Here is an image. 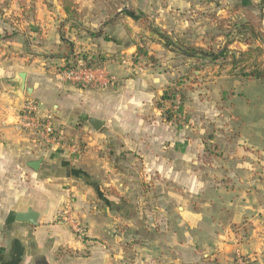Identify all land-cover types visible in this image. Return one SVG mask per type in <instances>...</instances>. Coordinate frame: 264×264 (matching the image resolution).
Listing matches in <instances>:
<instances>
[{"label": "crops", "instance_id": "0c3cea01", "mask_svg": "<svg viewBox=\"0 0 264 264\" xmlns=\"http://www.w3.org/2000/svg\"><path fill=\"white\" fill-rule=\"evenodd\" d=\"M34 3L16 22L7 16L11 8L0 12V264H264L263 137L260 126L243 127L234 96H222L221 113L199 101L187 123L167 119L161 94L170 71L160 69L174 75L178 62L159 45L157 66L129 61L138 40L134 2H109L111 40L87 37L93 50L116 55L103 66L113 82L91 89L62 81L63 56L84 49L83 31L77 37L67 26L66 35L55 32L56 15ZM157 11L155 21L168 35L190 29L191 19ZM106 16L96 14L98 22ZM96 18L83 23L95 25ZM19 72L32 89L29 98L54 114L56 142L42 145L15 129L26 100L16 93ZM216 112L222 117L207 118ZM85 116L103 125L97 130ZM39 158L40 168H30ZM146 183L156 207L144 205ZM68 203L81 236L63 219ZM29 208L38 213L36 225L17 220Z\"/></svg>", "mask_w": 264, "mask_h": 264}, {"label": "rangeland", "instance_id": "374dc122", "mask_svg": "<svg viewBox=\"0 0 264 264\" xmlns=\"http://www.w3.org/2000/svg\"><path fill=\"white\" fill-rule=\"evenodd\" d=\"M69 1L74 2L75 6L73 5L72 9L76 10L79 15L78 18L72 16L69 17L65 13L62 6L63 0H0V10L4 12L5 8H11L13 11L12 13L7 12V16L10 14V18L16 22V19L21 18L26 10H29L30 13L32 12V8L29 7V5H34V2H41L46 6L45 11L50 12L49 10H52L53 14L57 17L54 28V30L56 29L57 31L55 32H60L61 35H66L68 31H66L67 28L65 26H67L70 28L71 35L74 34L77 37L80 36V31H83V36L80 37L82 39L80 40L81 48H84L82 51L89 52L88 54H93V52L96 51L93 50L94 46H91L90 43L87 44L89 42L87 37L90 39H96L92 37L89 32H96L98 29L104 27V22L109 20V15H112L109 14L111 11L109 2H134V4H130L129 8L130 11H136V14L139 15L136 19V21H139L136 34L138 40L136 42L134 53L129 56L128 59L130 62L133 61L134 63L142 65L152 63L156 64V66L159 62V58L156 56V52L158 51L156 47H158V45L164 47V45L160 43V35L167 34V29H162L159 25L160 23L158 24L155 21L153 14L156 12V8L158 7L159 9L156 14L160 17L161 13L165 12L166 14L169 13L175 21H182L181 19L186 20V18L191 19L192 24L189 25V27L188 25L186 27L190 29H185L187 31H184L182 36L175 35L182 31L172 29H170L172 34L167 35L179 48L194 46L197 48V52H206L207 56L189 58L171 50H169L168 54H164V57H168L169 59L173 58L178 62L175 66L174 75L173 71L170 69H160V72L164 71L166 73L170 71L169 74L171 80L163 89L161 96H163L165 92L167 93L168 99L165 100V103L168 106L167 110L169 112H175L173 113L172 120L179 123H187L188 121L186 122V120L192 119L195 112V110L193 111V102L198 103L199 101L203 103L209 102L212 109L221 113L224 107L221 108L218 105L223 104L222 96H227L228 94L231 97L234 96L236 109L242 114L241 121H243V127H245L246 131L253 126H260V133L263 137L262 144L264 145V78L257 79L253 77H245L239 71L240 68L236 69V71L231 74L229 63L231 55L234 57L238 56L237 50H246L249 45L257 46L259 44L264 48V43L254 40L249 29H240V25L243 23L255 24L258 26V28L255 29L259 31L264 38V0H252L246 5H242L238 0H194L196 1L195 6L189 5V7L179 8L169 6L170 2H180V0ZM208 1L213 3L206 4ZM224 2L228 3H225L224 5ZM140 3L144 5L140 7ZM58 4L61 6V9H58ZM145 4H147L148 7L150 6L146 16H144L146 13L144 9ZM152 5L156 6L155 9H152ZM58 10L64 11L68 20L71 21L70 24H65V22L60 20V13ZM91 10L94 11V15ZM261 10L263 14L260 18L258 14ZM100 11L106 12L108 16H106L104 21L98 22L96 14L99 15ZM87 17L96 18L95 25H93V22L90 23V20L87 21L88 23H86V21L83 23V19ZM139 19H141V21ZM190 23L191 22H189V24ZM92 28L96 29L92 31ZM88 45L91 47H88ZM137 45L146 48L148 52H152L151 55H153L157 61L154 62V60L150 59L148 56H138L136 54ZM151 47L154 49H151ZM75 50L77 52L76 54L80 52V48H76ZM98 51L99 50H97V52ZM126 58L127 57L125 56L120 58V62L122 63V60L124 61ZM261 58L264 59V55H262ZM113 59H116L115 54H112V57L107 61ZM58 62L62 61L59 60ZM260 66L263 67L264 64L261 63ZM172 77L174 78L173 80ZM217 112L214 116L207 118L222 117V115ZM197 113L204 114L205 112H199L198 110ZM223 115L224 120H226L228 115ZM201 118L202 120H205L204 117ZM262 156H264V151L262 152ZM123 159L125 160L129 158ZM136 167L140 170L139 166ZM146 184L149 186V199L144 201V205L148 207H156L159 203L154 198L156 196L154 188H151L152 186L150 183ZM138 205H140V203ZM66 206L71 207L74 214L71 203H68ZM75 216L78 222L81 223L77 215ZM149 217L151 220L155 221L158 216L156 214H149ZM68 225L72 228L70 223H68Z\"/></svg>", "mask_w": 264, "mask_h": 264}, {"label": "trees", "instance_id": "16d2710c", "mask_svg": "<svg viewBox=\"0 0 264 264\" xmlns=\"http://www.w3.org/2000/svg\"><path fill=\"white\" fill-rule=\"evenodd\" d=\"M75 6L74 2H71L69 0H63L62 6L65 11V13L70 17L78 18V14L76 10L72 9V6ZM237 7V6H236ZM1 12V10H0ZM262 10L258 14L260 18L262 17ZM115 19H109L106 22L103 23L102 28L98 29L96 32H89V34L94 37H101L104 36L106 40H111L110 36L107 33L106 27L113 25ZM249 29L250 33L253 36V39L264 43V38L262 37V34L257 31L255 28H258L255 24H245L243 23L240 25V29ZM154 31V30H153ZM160 43L164 45V48L167 50L175 51L179 54L184 55L185 57H206V52L199 53L197 52V48L194 46H186L185 48H179L176 46L175 42H173L170 37L167 34L160 35ZM250 46V45H249ZM246 50H237L238 56L234 57L231 55L229 63H230V73L233 74L236 69L240 68V72L245 77H253L257 79L264 78V66L261 67L260 64H264V59H262V55H264V48L259 44L257 46H250ZM84 50V49H83ZM89 52L86 51H80L78 54L74 53V50H70L67 54H65V65L61 67V70L69 69L71 67L76 66L79 62H85L88 66L93 67H103L104 63L112 57L111 55H107L102 53L101 51L93 52V54H88ZM138 56H148L150 59L154 60L156 62V58L151 55L146 48H143L140 45H137V53ZM242 65V66H240ZM167 93L165 92L163 96H161V100L165 101L167 100ZM160 105V103H158ZM166 118L169 120L173 119V112H169L166 110L165 112Z\"/></svg>", "mask_w": 264, "mask_h": 264}, {"label": "built area", "instance_id": "2783aa9c", "mask_svg": "<svg viewBox=\"0 0 264 264\" xmlns=\"http://www.w3.org/2000/svg\"><path fill=\"white\" fill-rule=\"evenodd\" d=\"M60 79L81 88L98 89L110 85L114 77L105 73L103 67L88 66L79 62L76 66L60 71ZM15 129L31 134L38 143L45 145L58 139V129L52 112H41L38 103L31 98L26 99L21 107ZM65 221L72 225L78 236L83 231L82 225L73 214L71 207L66 206L62 211Z\"/></svg>", "mask_w": 264, "mask_h": 264}, {"label": "water", "instance_id": "95a60500", "mask_svg": "<svg viewBox=\"0 0 264 264\" xmlns=\"http://www.w3.org/2000/svg\"><path fill=\"white\" fill-rule=\"evenodd\" d=\"M17 79H19V81H18V87L16 89V93L18 94V96H23L25 93V95H26L25 99H29V97L32 96V89L31 88H25L26 74L24 72L17 73ZM85 118L88 119L89 122L91 123V125L97 130H99L100 127L103 125V121H101V120L94 119V118H88L87 116H85ZM42 160H43V158L33 160V161L29 162L28 165L30 166V168H32L34 170H38L40 168ZM37 218H38V213L34 212L31 208L28 209V212L19 213L17 215L18 221L29 222V223L35 224V225L37 224Z\"/></svg>", "mask_w": 264, "mask_h": 264}]
</instances>
